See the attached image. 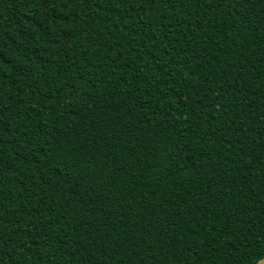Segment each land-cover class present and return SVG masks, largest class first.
<instances>
[{"label": "trees", "instance_id": "trees-1", "mask_svg": "<svg viewBox=\"0 0 264 264\" xmlns=\"http://www.w3.org/2000/svg\"><path fill=\"white\" fill-rule=\"evenodd\" d=\"M264 257V0H0V264Z\"/></svg>", "mask_w": 264, "mask_h": 264}, {"label": "water", "instance_id": "water-1", "mask_svg": "<svg viewBox=\"0 0 264 264\" xmlns=\"http://www.w3.org/2000/svg\"><path fill=\"white\" fill-rule=\"evenodd\" d=\"M256 264H264V257L261 260H259Z\"/></svg>", "mask_w": 264, "mask_h": 264}]
</instances>
